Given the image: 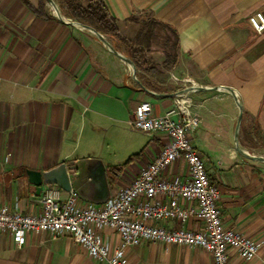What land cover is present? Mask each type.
Masks as SVG:
<instances>
[{
  "label": "crops",
  "instance_id": "0c3cea01",
  "mask_svg": "<svg viewBox=\"0 0 264 264\" xmlns=\"http://www.w3.org/2000/svg\"><path fill=\"white\" fill-rule=\"evenodd\" d=\"M101 1L123 31L152 15L175 42L178 38L170 79L160 85L134 79L130 64L89 29L63 21L46 6L48 18L24 0H0V206L39 213L46 185L37 193L26 170H45L62 161L75 164L70 177L81 203L103 204L168 142L164 133L147 135L128 126L136 105L150 101L162 114L173 106L176 91L201 85L190 92L192 110L201 117L194 141L219 186L224 225L259 245L252 260L232 252L231 263L264 264V166L231 148L228 123L236 99L225 88L234 90L243 111L264 131V31H255L248 21L253 12H264V0ZM29 2L37 8L40 0ZM222 114L224 130L214 119ZM164 175L186 176V161L177 160ZM186 226L197 229L202 223L193 219ZM101 234L112 247L121 242L112 229ZM125 260L213 264L211 253L200 247L168 243L129 246ZM0 264L103 263L69 233L27 231L20 245L0 229Z\"/></svg>",
  "mask_w": 264,
  "mask_h": 264
},
{
  "label": "built area",
  "instance_id": "2783aa9c",
  "mask_svg": "<svg viewBox=\"0 0 264 264\" xmlns=\"http://www.w3.org/2000/svg\"><path fill=\"white\" fill-rule=\"evenodd\" d=\"M248 21L255 31H264L262 10L250 14ZM190 92L176 91L173 106L162 114L155 112L150 101L136 105L128 126L147 135L164 133L168 142L103 204L89 201L83 205L77 190L64 192L50 184L41 193L39 213L1 205L0 229L11 232L20 245L27 231H49L54 236L69 233L103 264H126L125 249L146 243L200 247L211 253L213 264H232V252L252 260L259 250L257 241L224 225L219 186L194 143L201 120L192 110ZM181 158L187 163V175L165 176V169ZM193 219L202 227H187ZM173 220L176 226L164 223ZM106 228L119 234V244L112 247L105 240L101 231Z\"/></svg>",
  "mask_w": 264,
  "mask_h": 264
},
{
  "label": "rangeland",
  "instance_id": "374dc122",
  "mask_svg": "<svg viewBox=\"0 0 264 264\" xmlns=\"http://www.w3.org/2000/svg\"><path fill=\"white\" fill-rule=\"evenodd\" d=\"M81 1L83 3H87V0H81ZM54 2L57 5L58 11L60 12V14L65 19H68L70 21H75V22H78L80 24H86L84 21H82L80 19L65 15L62 12V6L60 3V0H54ZM45 6L47 7V9L52 14L59 17L56 9L51 4V2H49L48 0H45ZM80 28H82L84 30L88 29V28L82 27V26ZM118 30H119L120 36L125 38L126 41L133 42L135 47L141 48L143 46L144 53H139V55L136 56V59L139 62V66L137 67L136 64L134 63L135 64V72H134V74H133V71L131 72V76L134 79H136L134 77V75L137 77V80H143L145 82H146V79L149 78L150 81H155V83L157 85H160L161 82H163V81L166 82L167 79H170L169 78L170 77V71H168L169 70L168 68H170V66L173 62V58H171L170 56L168 57L167 53H170V54L174 53L175 37H174L173 33H168L167 28L163 25H156L153 32H152L151 38L149 39V45L144 47V45L139 44L137 42L138 34L142 35L143 31H144L143 21H141V23H138V22L132 23L131 26H129V28L125 29V31L121 30L120 27H118ZM89 31H92V30L89 29ZM103 35L112 45L115 44L121 48V49H117L118 51H120V52L126 54L128 57H130L127 54L128 49L126 48L125 42H122L116 36H110V35H107L106 33H103ZM127 35H130V37H128ZM148 75H150V77H148ZM171 79H174V77L171 76ZM182 85H183V83H182ZM182 85L180 86L178 84L177 86L182 87ZM188 85H190V84H188ZM188 85H185V86H188ZM185 86H183V88ZM232 105H233L235 112L233 113V116L229 120V123H228L229 124V127H228L229 133L227 136L229 138V143H230L233 151H235V153H239L240 155H242L243 157H245L247 159H252V158H249V157L243 155L237 149L234 134H235V127H236V123H237V119H238V113H239L240 108L236 102L232 103ZM220 109H222V108H220ZM241 109H242V119H241V122L239 125L238 136H237L238 146H240L244 150L250 152L251 154L264 156V131L260 130V128L258 127L257 119L249 117L248 113L243 111V107H241ZM214 119L216 121V124H218L220 126V129L224 130V128L226 126V119H227L226 116L224 114H222V115H219L218 117H214ZM200 120H201V117H200ZM200 125H201V121H200ZM215 130H217V129H215ZM218 134L219 133H217V131H215L214 135H218ZM219 135L224 136V134L223 135L219 134ZM194 136H195V134H194ZM194 139H195V137H194ZM194 143H195V141H194ZM252 160H254L255 163H259L260 165L264 166V161L256 160V159H252ZM206 165H207V162H206ZM134 264H142V263L140 262V263H134Z\"/></svg>",
  "mask_w": 264,
  "mask_h": 264
},
{
  "label": "trees",
  "instance_id": "16d2710c",
  "mask_svg": "<svg viewBox=\"0 0 264 264\" xmlns=\"http://www.w3.org/2000/svg\"><path fill=\"white\" fill-rule=\"evenodd\" d=\"M24 2L33 9V11L41 17L48 18L51 15L45 8V0H40L39 6L33 7L29 0H24ZM62 6V12L70 17H74L84 21L86 24L94 27L96 30L106 33L110 36L118 37L122 42H125L126 48L128 49V55L134 60L136 66H139V62L136 56L139 53H144L143 46L137 48L134 46L133 42L126 41L125 38L120 36L118 26L116 24L115 18L110 14L108 8L101 0H87V3H83L81 0H60ZM159 23L158 20L149 15L143 20L144 31L143 34H138L137 42L145 46L149 45V39L151 38L152 32L155 26ZM140 35V36H139ZM116 49H121L117 45H113ZM176 53L175 55H169L173 58V62L176 60L177 49H178V38L175 42ZM144 83H147L144 81Z\"/></svg>",
  "mask_w": 264,
  "mask_h": 264
},
{
  "label": "water",
  "instance_id": "95a60500",
  "mask_svg": "<svg viewBox=\"0 0 264 264\" xmlns=\"http://www.w3.org/2000/svg\"><path fill=\"white\" fill-rule=\"evenodd\" d=\"M49 2H51V4L54 6V8L56 9L58 16L65 22L68 23H74L77 25H81L82 27H86L90 30H92L96 36L111 50L113 51L115 54H117L119 57H121L123 60L127 61L130 66L132 67V71L133 74L135 72V64L134 61L128 57L126 54L118 51L117 49L114 48V46L105 38V36L103 35L102 32L96 30L95 28H93L92 26L88 25V24H80L78 22L75 21H70L68 19H65L60 12L58 11L57 5L54 2V0H48ZM134 77L137 79V77L134 75ZM204 88L201 85H195V84H190L188 86H185L183 89L179 90L180 92H188V91H193V90H197V89H202ZM229 92H231L235 99L236 102L240 108L239 113H238V119H237V123H236V127H235V142L237 145V149L240 153H242L243 155L252 158V159H256V160H261L264 161V156L262 155H256V154H251L250 152L244 150L243 148H241L240 146H238V130H239V125L242 119V104L240 102V100L237 97V94L234 92V90L231 87H225ZM75 167V164L73 161H62L60 163H58L57 165L50 167L48 169L45 170H36V169H30L28 168L26 170L29 179L31 181V183H33L36 186V191L37 193H40V191L43 188V185H50V184H54V185H58L59 187H61L63 190L65 191H69L72 189V182H71V177H70V170L73 169Z\"/></svg>",
  "mask_w": 264,
  "mask_h": 264
},
{
  "label": "bare ground",
  "instance_id": "6f19581e",
  "mask_svg": "<svg viewBox=\"0 0 264 264\" xmlns=\"http://www.w3.org/2000/svg\"><path fill=\"white\" fill-rule=\"evenodd\" d=\"M81 27V25H79Z\"/></svg>",
  "mask_w": 264,
  "mask_h": 264
}]
</instances>
